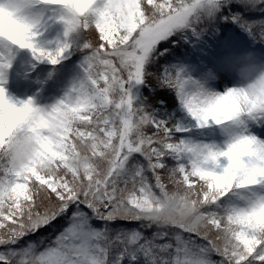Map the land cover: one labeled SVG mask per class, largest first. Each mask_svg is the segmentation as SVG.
Listing matches in <instances>:
<instances>
[{"label":"snow or ice","instance_id":"obj_1","mask_svg":"<svg viewBox=\"0 0 264 264\" xmlns=\"http://www.w3.org/2000/svg\"><path fill=\"white\" fill-rule=\"evenodd\" d=\"M257 43L264 0H0V264H264V77L240 87L225 67L264 61ZM13 48L79 60L63 99L9 101ZM21 138L37 151L18 170ZM171 200L195 223L149 218ZM58 219L51 243L26 239Z\"/></svg>","mask_w":264,"mask_h":264},{"label":"rangeland","instance_id":"obj_2","mask_svg":"<svg viewBox=\"0 0 264 264\" xmlns=\"http://www.w3.org/2000/svg\"><path fill=\"white\" fill-rule=\"evenodd\" d=\"M224 34L227 35L229 31H233L242 41L248 42V38L239 33L238 30L234 29L230 24L224 25ZM62 27L56 25L51 35L47 37L48 40L60 36ZM72 41H76V37L73 36ZM95 39V36L93 37ZM41 43L45 47H49L47 40H42ZM257 49L264 48V45L257 43L255 45ZM177 52L180 49L176 50ZM79 60L75 59V56L69 57L68 60L63 61L58 65H50L45 61L37 60L33 58L31 52L27 49L13 48L11 53V59L9 67L4 74V83L2 87L5 90L6 97L11 103L19 107L27 100H32L33 105L37 108H43L48 110L52 105L63 99L65 94L68 92L73 82L79 75L78 69ZM226 81V78H222L218 87L222 86ZM228 83H231L228 81ZM169 97L170 100L174 98L166 92H159L154 99H161L160 95ZM61 227H56L55 234L49 230V227L43 228L44 233L40 237H46L44 243L49 244L55 238L57 233L65 225L63 220ZM94 226H102L101 222L93 221ZM118 227V226H115ZM124 228H135L133 226H119ZM29 240L38 241L37 238H27ZM43 247V246H41ZM218 259V257H214ZM127 264V262H125Z\"/></svg>","mask_w":264,"mask_h":264},{"label":"clouds","instance_id":"obj_3","mask_svg":"<svg viewBox=\"0 0 264 264\" xmlns=\"http://www.w3.org/2000/svg\"><path fill=\"white\" fill-rule=\"evenodd\" d=\"M71 15V13H69ZM73 36L76 35L75 26L68 25ZM225 67L231 71L238 82V86L247 87L257 79L264 77V61L257 60L251 53H240L236 56L229 57L225 61ZM61 117L51 115L46 120V131L50 134L60 127ZM37 151V146L30 140L21 138L18 143L11 149L9 154V163L18 170L25 169L32 161ZM150 219L162 225L173 222L189 223L193 222L194 215L190 209L181 210L178 200H171L162 203L158 211L148 213Z\"/></svg>","mask_w":264,"mask_h":264},{"label":"trees","instance_id":"obj_4","mask_svg":"<svg viewBox=\"0 0 264 264\" xmlns=\"http://www.w3.org/2000/svg\"><path fill=\"white\" fill-rule=\"evenodd\" d=\"M95 36V34L93 33V37ZM160 98L161 99H163V100H165V102L167 103V105H168V107L169 108H172L173 106H174V99L173 100H170L169 99V97H166V96H164L163 94L162 95H160ZM62 219H58L57 221H54L53 222V225H54V227H52V226H50V228H49V230H51L52 231V234H54L55 233V229H56V227H61L62 226V223L60 222ZM133 224H136V223H127V222H124V221H117L116 222V224L115 225H113V227H115V226H133ZM61 225V226H60ZM137 225V227L139 226L138 224H136ZM155 229H152V230H150L148 233H146L147 235H150L151 234V231H154ZM44 231V229H41L39 232H37L35 235H33V236H30V237H27V238H32V237H34V238H37V240H39V238H40V236L41 235H43L44 233H42ZM26 238V239H27Z\"/></svg>","mask_w":264,"mask_h":264},{"label":"bare ground","instance_id":"obj_5","mask_svg":"<svg viewBox=\"0 0 264 264\" xmlns=\"http://www.w3.org/2000/svg\"><path fill=\"white\" fill-rule=\"evenodd\" d=\"M218 86V85H217Z\"/></svg>","mask_w":264,"mask_h":264}]
</instances>
